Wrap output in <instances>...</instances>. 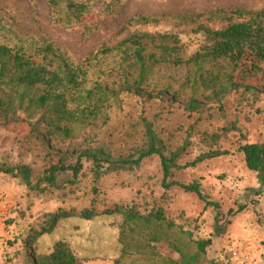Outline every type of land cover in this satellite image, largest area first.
<instances>
[{
  "label": "rangeland",
  "instance_id": "1",
  "mask_svg": "<svg viewBox=\"0 0 264 264\" xmlns=\"http://www.w3.org/2000/svg\"><path fill=\"white\" fill-rule=\"evenodd\" d=\"M78 1L89 3L88 13L80 22L57 19L49 0H0V40L32 51L51 43L77 63L142 30L176 35L189 57L210 44L199 26L220 29L228 25L229 21L215 15V11L264 9V0ZM199 13L205 15L196 17ZM138 16L159 21L130 26L129 20ZM108 61L113 63L112 59ZM163 72L164 80H171L177 87L188 69L164 68ZM236 74L239 81L264 84V60L255 55L250 59L244 57ZM160 78V72L154 76L157 90L166 84ZM189 93L164 114V119L172 118L165 121L167 136L175 131L170 140L172 150L185 148L175 178L183 184L199 182L209 199L219 203L218 209L205 207L204 201L178 185L165 188L163 166L157 155L146 158L139 167L109 172L98 181L92 172V162L86 161L84 173L75 184L69 182L73 180L72 174L66 173L61 175L59 187L44 190L29 189L19 178L0 172V214L4 213L0 216V264H28L26 247L35 254H47L59 242L70 246L81 264H156V259L147 255L145 249L124 251L123 239L142 244L147 236L128 233L122 214L104 211L107 206L133 203L145 211L161 204L168 215L184 228L193 230L196 237L211 236L213 243L207 255L210 259L223 264H264V185L258 174L248 169L238 151V146L246 142L264 141V93L255 100L250 94L234 95L225 112L216 114L218 101L202 95L213 113L196 116H190L184 105ZM6 95L4 88L0 96ZM158 104L153 112L159 110ZM140 115L141 106L124 99L121 106L108 109L105 121L101 118L95 125L83 127L75 139H64L58 134L49 139L60 151H73L90 144L99 146L102 142L117 155H127L140 144ZM199 117L202 118L198 120ZM35 120L37 117L32 118L23 110L11 112L9 117L0 110V160L30 164L40 174L45 163L40 156V143L31 136ZM233 123L239 124L243 134L235 130L222 132L224 126ZM38 130L46 132L43 124ZM218 132L222 135L215 142L211 135ZM216 148L228 153L191 165L198 156ZM95 187L99 194L93 191ZM95 195H98L100 214L88 220L80 214L91 206ZM64 211L72 215H64ZM55 214H59L57 220L50 225V217ZM217 220L223 227L222 234L215 227ZM34 229L37 235L31 236ZM155 246L159 256L179 258L166 241Z\"/></svg>",
  "mask_w": 264,
  "mask_h": 264
},
{
  "label": "trees",
  "instance_id": "2",
  "mask_svg": "<svg viewBox=\"0 0 264 264\" xmlns=\"http://www.w3.org/2000/svg\"><path fill=\"white\" fill-rule=\"evenodd\" d=\"M49 3L60 21H84L89 9L86 1L49 0ZM204 15L199 13L196 17ZM215 15L229 21L228 25L220 29L199 26V31H203L210 44L189 57L184 54L176 35L142 30L132 33L116 45L103 47L97 54L77 63L71 62L51 43L32 51L0 40V91L7 89L6 97L0 96V110L7 117L18 110L25 111L32 118L37 117L31 126V136L40 143L36 141L45 163L43 171L37 174L39 172L30 164H11L0 160V172L19 178L29 189L44 190L46 187H59L60 177L66 173L72 174L73 180L69 182L75 184L84 173L86 161L92 162V172L98 181L109 172L139 167L146 158L157 155L163 166L165 188L178 185L204 201L205 207L218 209L219 203L209 199L199 182L183 184L176 180L175 172L180 167L178 162L185 148L172 150L170 140L175 131L167 136L168 127L165 124L172 118L167 116L164 119L165 110L189 91L184 105L190 116L213 113L206 100L201 98L202 95L205 99L218 101L216 114L225 112L234 95L250 94L255 100L264 93V84L239 81L236 77L244 57L250 59L255 55L259 60H264V9L217 10ZM158 21L157 18L138 16L131 18L129 24L147 26ZM108 59H112L113 63ZM183 67L188 69V74L179 86L175 87L169 79L164 80V68ZM159 72L160 80L166 84L157 90L154 76ZM124 99L141 106V140L134 152L117 155L102 142H99V146L90 144L73 151H60L52 146L50 139L57 134L64 139H75L83 127L95 125L101 118L105 121L108 109L113 105L121 106ZM158 102L159 110L153 112ZM41 124L46 129L45 133L38 130ZM234 130L243 134L237 123L222 128L223 133ZM221 135L218 132L211 137L218 142ZM32 138L30 140L35 141ZM238 151L243 155L248 169L256 172L264 185V141L246 142L238 146ZM227 153L220 148L211 149L198 156L191 165ZM169 179L172 180L168 182ZM93 191L96 194L100 192L96 187ZM96 196L91 206L84 208L80 214L88 220L100 214ZM104 211L122 214L128 233L147 236V241L142 244L123 239L125 252L132 248L145 249L147 255L156 259V264H223L207 256L213 243L211 236L196 237L193 230L184 228L168 215L166 207L161 204H156L149 211L141 209L138 203L111 205ZM63 213L72 215L65 211ZM58 215H51L50 225ZM215 227L219 234L223 233L218 220ZM36 235L37 230L34 229L31 236ZM161 241H166L179 258L159 256L155 252V245ZM25 256L28 264H81L64 242L57 243L55 249L47 254H35L26 247Z\"/></svg>",
  "mask_w": 264,
  "mask_h": 264
},
{
  "label": "built area",
  "instance_id": "3",
  "mask_svg": "<svg viewBox=\"0 0 264 264\" xmlns=\"http://www.w3.org/2000/svg\"><path fill=\"white\" fill-rule=\"evenodd\" d=\"M2 200V196L0 194V201ZM4 213H1L0 216H3Z\"/></svg>",
  "mask_w": 264,
  "mask_h": 264
}]
</instances>
